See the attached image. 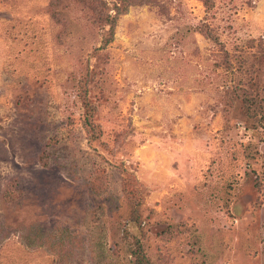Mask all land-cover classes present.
I'll list each match as a JSON object with an SVG mask.
<instances>
[{
  "label": "rangeland",
  "instance_id": "obj_1",
  "mask_svg": "<svg viewBox=\"0 0 264 264\" xmlns=\"http://www.w3.org/2000/svg\"><path fill=\"white\" fill-rule=\"evenodd\" d=\"M0 264H264V0H0Z\"/></svg>",
  "mask_w": 264,
  "mask_h": 264
},
{
  "label": "trees",
  "instance_id": "obj_2",
  "mask_svg": "<svg viewBox=\"0 0 264 264\" xmlns=\"http://www.w3.org/2000/svg\"><path fill=\"white\" fill-rule=\"evenodd\" d=\"M108 20L106 19V22H107Z\"/></svg>",
  "mask_w": 264,
  "mask_h": 264
}]
</instances>
